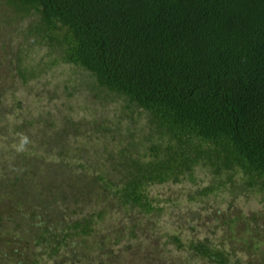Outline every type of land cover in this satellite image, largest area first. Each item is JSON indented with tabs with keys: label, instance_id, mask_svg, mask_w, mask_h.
Returning a JSON list of instances; mask_svg holds the SVG:
<instances>
[{
	"label": "trees",
	"instance_id": "16d2710c",
	"mask_svg": "<svg viewBox=\"0 0 264 264\" xmlns=\"http://www.w3.org/2000/svg\"><path fill=\"white\" fill-rule=\"evenodd\" d=\"M40 50L47 69L68 65L82 78L54 86L53 111L27 114L6 79L32 83L43 69L28 60ZM92 98L120 115L87 112ZM72 99L84 108L72 111ZM0 136V264L110 253L136 238L137 217L181 208L152 189L185 181L187 227L177 229L197 237L166 232L164 247L195 264H252L238 255L264 248L261 214L208 217L210 230L231 234L216 242L214 230L198 237L211 226L191 206L220 192L229 207L251 197L264 208V0H0ZM116 208L130 233L93 241Z\"/></svg>",
	"mask_w": 264,
	"mask_h": 264
},
{
	"label": "rangeland",
	"instance_id": "374dc122",
	"mask_svg": "<svg viewBox=\"0 0 264 264\" xmlns=\"http://www.w3.org/2000/svg\"><path fill=\"white\" fill-rule=\"evenodd\" d=\"M45 50H40L38 53L32 54L30 57L29 64L30 65H40L39 67H42L43 71L38 75V77L30 84L25 85L22 87V83L18 78H7L5 86H17L16 96L17 101L21 100V110L24 111V113L27 114H36L43 109L53 111V105L55 102H50L47 98L50 96H55L53 92L54 86L61 87V93H62V87L67 86L71 87V83L74 81H77L79 78H82L79 71L71 66L68 65H60L52 67L51 69H47V66H45L48 63V58L44 56ZM12 77V76H11ZM7 100L5 101V106L7 109L12 110V108L15 106V100L11 99L8 94H6ZM62 100V99H61ZM15 101V102H14ZM64 101V100H63ZM62 101L56 102L57 108L62 109L61 104ZM67 102V100H66ZM70 103H73L70 107L72 111L75 110V107L78 108L81 102L79 101H69ZM68 103V104H70ZM102 104H106L105 108L102 110L100 107ZM98 103L97 101L92 98V100L87 101V103H84L83 105L87 110V112L92 113H99L102 116L105 117H111L112 114L117 116L120 115V112L114 111L110 112L112 107L115 105L112 104V102H102ZM71 105V104H70ZM81 104V106H83ZM81 107V108H84ZM67 107V106H66ZM16 108V107H15ZM63 110V109H62ZM66 112V111H65ZM85 112V113H84ZM87 112L85 110H79L80 115H86ZM67 113L70 114V111L67 108ZM14 116H21L24 115L20 110L16 108L14 111ZM15 116V117H16ZM113 117V116H112ZM11 119V118H9ZM3 139V138H2ZM0 136V141H2ZM3 145V144H2ZM23 150L26 148V146H20ZM17 147H14L16 149ZM19 148V146H18ZM17 148V149H18ZM197 181L199 182V187H203L207 181L209 180L208 177L204 173H197ZM203 181L202 183H200ZM192 184L188 183L187 181L172 185H162L155 187L151 190L150 195L155 200H158V203L169 199H176L179 201L181 208L175 209L172 212L166 211V215H164L161 218H152V217H137V227L135 229V236L136 238L134 240H122L118 244L112 245L109 244V247L105 248L104 250L110 249V253H100L97 250H86L84 249L82 251V259L80 261L75 259V263L70 262V256L68 254L60 253V256L55 258L56 260L48 261L46 264H195L192 261H187V255L183 252L179 253L175 250L174 245L168 244L166 247H164L163 243L167 239V233H172L174 235L179 234L182 237V241H188L189 239H195L197 237V232L190 233L188 232V229L183 230L181 232L177 229V225H187L185 222V219L187 217V213L184 212L182 207L190 206L184 202L185 197H187V192L192 189ZM196 189V188H194ZM183 201V202H182ZM231 202V199L225 195L220 194V192H217L215 195L209 196L203 201V204L206 205L205 209H201L203 205L195 204V206H191L193 210L199 211V210H205L201 212L202 221L206 219V222H201V225L204 226L206 223L207 225L211 226L209 228H202L198 230V237L204 238L209 234V231L212 232L213 230L210 228L213 227L212 219H209L208 217H211L213 214H215L217 217V212L219 215L222 213H226L230 216L238 215L240 212L247 216L251 213H259L264 217V208H262L261 205L253 201L251 197L249 198H243L238 197L237 199L233 200L232 206L229 207V203ZM163 205V204H161ZM166 206V205H165ZM167 207V206H166ZM117 210V208H116ZM136 217V216H135ZM220 222H218L219 224ZM215 224V223H214ZM133 223H130L129 218L125 216V214L118 210L115 211L114 209L109 211L108 215L105 217L104 223L101 224L99 229L96 230L93 241H98L99 239H105L109 240L110 243H113L111 239L114 240V238L119 233L122 234H129L130 233V227ZM187 227V226H186ZM183 226V229L186 228ZM205 227V226H204ZM215 227V226H214ZM236 230V229H235ZM264 230V227H263ZM237 232V231H235ZM262 236H258L257 238L264 237V233H262ZM157 237V238H156ZM214 237L213 239L217 242L220 241L223 238H226L229 240V237H231V234L227 232L225 227H220L218 230H214ZM197 239V238H196ZM227 240V243H228ZM88 241H91L88 240ZM232 244H236L237 246L240 245V242L234 240ZM240 247V246H239ZM81 251V250H80ZM153 255V258L146 257L147 254ZM146 257V258H145ZM238 257H244V262H251L252 264H264L263 257H264V248L257 245V247L253 248L248 253V257H245L244 255H238ZM155 261V262H154ZM198 264H201L198 261Z\"/></svg>",
	"mask_w": 264,
	"mask_h": 264
}]
</instances>
